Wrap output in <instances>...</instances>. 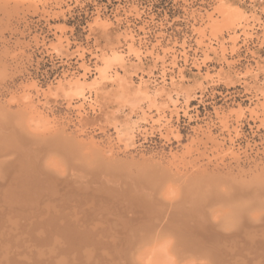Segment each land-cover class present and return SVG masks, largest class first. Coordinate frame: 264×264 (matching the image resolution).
I'll return each mask as SVG.
<instances>
[{
  "label": "rangeland",
  "instance_id": "rangeland-1",
  "mask_svg": "<svg viewBox=\"0 0 264 264\" xmlns=\"http://www.w3.org/2000/svg\"><path fill=\"white\" fill-rule=\"evenodd\" d=\"M2 116L8 125L0 129V135L27 140L17 143L25 146V155L29 152L31 158L24 159L20 148L16 152L25 161L21 157L20 162L16 153L18 160L9 164L15 174L8 162L7 171L11 173L0 172V229L4 230H0V264H72L76 260L69 261L68 256L77 257L81 251L83 257L78 255V264H87L92 253L91 264H173L176 259H163L165 256L156 248V254L164 256H159L157 263L155 252L147 250L152 244L139 249L129 236L132 247L126 239L115 244L118 248L112 242L120 231H139L150 223L169 228L165 222L168 218L169 222L173 220L170 227L180 231L173 229L174 234L178 231L194 246L220 256L219 264L227 259L235 264L236 257L243 253L250 258L259 253L264 257V0H0ZM7 136L1 140H8ZM6 157L2 159L9 163L15 158ZM101 163L111 168L110 176L108 171L95 168ZM0 165L4 169L6 162ZM113 166L130 170L129 180L116 178L120 172L116 175ZM139 171L147 173L142 176L149 182L136 183ZM213 181L221 184L214 185L216 194L209 189ZM195 183L210 190L205 202H197L200 208L205 203L210 211L202 213L206 208L202 207L192 213L189 205L194 204L188 202L193 200L191 196L189 204L180 201L185 194L180 198L178 191L185 193L188 186L193 190ZM159 184L169 193L165 194ZM134 189L145 202L148 199L143 195H152V203L144 206L150 211H137L138 205L133 202L139 196L132 195L137 194ZM214 194L217 203L213 202ZM26 196L30 197L26 200ZM214 207L220 208L223 217L235 214L243 222L236 220L234 226L238 228L234 230L221 229L217 218L221 214L213 215L218 212H213ZM252 208L261 216L257 222L248 216L257 215ZM207 210L213 212L212 219L206 215ZM187 212L192 216H186ZM37 216L51 217L49 235H38L47 219L34 221ZM20 218L25 224L19 225L21 230L14 229ZM61 221L65 222L62 226ZM63 227L75 228L85 236L82 242L90 243L87 253L94 247L98 253L88 256L84 249L79 252L71 244L65 249L55 247V235H59L56 228ZM208 230L223 237L207 236L204 232ZM9 233L13 238L7 237ZM165 233L160 240L168 243L178 236L168 235L165 240ZM231 241L236 242L235 248ZM161 242L155 241L152 247ZM52 247L58 254L57 250L50 252ZM230 248L236 252L235 258L230 256L232 251H227ZM132 249L149 254L130 252L145 260L131 256L127 261L123 251L126 254ZM66 256L69 263L64 260ZM169 256L174 258L172 253Z\"/></svg>",
  "mask_w": 264,
  "mask_h": 264
},
{
  "label": "bare ground",
  "instance_id": "bare-ground-1",
  "mask_svg": "<svg viewBox=\"0 0 264 264\" xmlns=\"http://www.w3.org/2000/svg\"><path fill=\"white\" fill-rule=\"evenodd\" d=\"M1 118H2L3 120H2ZM5 119H6V118H4V116L0 117V120L3 122V123H1V121H0V124H1V125H0V126H1L0 129H1L2 131H3V129H6V128H4V127H6V126L8 125V120H7V119L5 120ZM6 122H7V123H6ZM2 124H5V126L2 125ZM2 127H3V129H2ZM2 134H4V135H2ZM2 134H1V135H2L3 137L0 135V136H1V137H0V145L2 144V146H5V147H6V145H7L8 148L6 147V149H7V150H6L5 147H4V149L6 150V151H5V150L2 148V146L0 147V150H1V148L3 149V151L1 150L3 153H4V151L6 152V153H4V155H2L3 153L0 154V155L3 156V157H2V156L0 157V158H1L0 163L2 164V162H3V164H5V162H6V165H4V167H3L4 169H2V165H0V166H1V167H0V170H1V171H0V172L3 171V175H6V174L9 175V172H10V171H11V172L13 171V170H12V167H10L9 164H13L12 162H13L14 160H18V159H16V156H18V157L20 158V162H22L21 160L23 159V157H24V159H25V156L27 157L26 160H27V159H30L31 157H28V156H27V155L30 156V154H28L29 152L26 153L27 155H25V152H26V151L24 150V147H25V146L23 145L24 147H22V143H21V144H20V142L17 143V141H19L20 139L15 138V137H14L15 135H14V136H11V135H8V136H7L6 133H2ZM6 136H7V139H8V140H6V141H2L1 139L4 138L3 140H5V137H6ZM9 136H10V137H9ZM12 137H13V138H12ZM9 138H10V139H9ZM12 139H14V140H12ZM16 139H17V140H16ZM11 140H12V142H9V141H11ZM20 141H21V140H20ZM23 141H24V140H22L21 142H23ZM3 142H4V143H3ZM13 142H14V145H15V146L13 145ZM24 142H27V140H25ZM10 143H11V144H10ZM15 143H16L17 145L19 144L20 147H19V145H18L19 148H17V145H16ZM30 143H31V142H30ZM4 144H5V145H4ZM9 144H10V145H9ZM11 146H12V147H11ZM28 147H29V146H28ZM28 147H26V148H28ZM30 147H31V145H30ZM33 147H34V146H33ZM16 148H17V149H16ZM20 148L22 149V151L20 152V155L22 154V156H23V154H24L23 157L21 156L22 159H21V157H20L19 154H18V153H19L18 150H19ZM8 149H9V150H8ZM11 149H12L13 151H14V149H15L14 153H13V151H12ZM21 149H20V150H21ZM29 149H30V148H29ZM33 149H34V148H33ZM33 149H31V150H33ZM16 150H17L18 153L16 152ZM20 150H19V151H20ZM31 150H30V151H31ZM1 151H0V152H1ZM9 151H10V153H8ZM33 151H34V150H33ZM11 153H12V155H11ZM16 153H17V154H16ZM6 154H8V155H6ZM9 154H10V155H9ZM13 154H14V155H13ZM15 154H16V156H15ZM5 155H6L7 157H6ZM32 155H33V154H32ZM32 155H31V156H32ZM9 156H13V157H15V158L12 157L13 160H10V161H11L10 163H9V160L7 161V159H6V160H5V159H2V158H5V157L8 158ZM18 157H17V158H18ZM24 159H23V161H25ZM2 160H3V161H2ZM4 160H5V162H4ZM7 162H8V166H9V168H10L11 170H10L9 168H7V167H8V166H7ZM18 162H19V161H18ZM29 162H30V160H29ZM29 162H28V163H29ZM28 163H27V165H28ZM98 163H99V162H98ZM16 164H17V163H16ZM21 164H23V163H21ZM24 164H25V163H24ZM29 164H30V163H29ZM58 164H59V163H58ZM99 164H100V163H99ZM101 164H102L101 166L99 165L98 167H95V168H97V169L99 168V169H101V170L104 169L102 172H104V171H108V172H107V175L110 176L109 173H110L111 171H109V169H111V168H110V167L107 168L106 165L103 166V163H101ZM14 165H15V163H14ZM18 165H19V164H18ZM31 165H32V162H31ZM37 165H38V164H37ZM59 165H60V164H59ZM15 166H17V165H15ZM28 166H30V165H28ZM102 166H103V167H102ZM19 167H21V166L19 165ZM19 167H17V168L19 169ZM32 167H33V166H32ZM32 167H31V168L29 167V169H32ZM111 167H112V165H111ZM5 168H7V169L5 170ZM13 168H15V167H13ZM27 168H28V167H27ZM27 168H26V169H27ZM106 168H107V170H106ZM34 169L36 170L35 167H34ZM113 169H114V170H115V169L117 170V168L114 167V166H113ZM7 170H10V171H7ZM39 170H40V169H39ZM92 170H93V169H92ZM101 170H99V171H101ZM116 170L114 171L115 174H116V172H118V171H119L120 173H122L123 170H124V171H125V172H123L124 175H121V174L118 172V173L120 174V175H119L118 173H117L118 175L116 174L118 177H116L115 175H111V177L115 176L116 178H119V177L121 176V178H122L123 180H125V178H126L127 180H129V179H128L129 176H127V175H129V173L131 172L129 169H127V171L129 170L130 172H129V171L126 172V169H122V170H121V169H120V170L118 169L117 171H116ZM14 171H15V170H14ZM20 171H21V169H20ZM20 171L17 170V172H19V175H20ZM97 171H98V170H97ZM99 171H98V172H99ZM7 172H8V173H7ZM11 172H10V173H11ZM17 172H16V173H17ZM91 172H92V171H91ZM93 172H94V171H93ZM93 172H92V173H93ZM139 172H140V174H139ZM139 172H137L138 174H135L136 176L133 174V175L138 179V180H137L136 178H134L135 181L137 180L136 183L138 184V181H139V180H141L139 183H147V182H149V180H147V181L145 180L146 177L144 178V177L142 176V174L146 176L147 173H146V172H143V171H139ZM12 173L15 174V172H12ZM23 173H24V172H23ZM95 173H97V172H95ZM0 174H1V173H0ZM125 174H126V177H124ZM130 174H132V172H131ZM10 175L12 176L13 174H10ZM24 175H25V174H24ZM139 175H140V176H139ZM11 176H10V177H11ZM22 176H23V175H22ZM28 176H29V175H28ZM122 176H123L124 178H123ZM137 176H138V177H137ZM5 177H6V178H9V176H8V177L5 176ZM115 177H114V178H115ZM127 177H128V178H127ZM140 177H141V178H140ZM40 178H41V177H40ZM139 178H140V179H139ZM142 179L144 180V182H143ZM146 179H147V178H146ZM209 179H210V178H209ZM211 179H212V178H211ZM127 180H126V181H127ZM30 181H31V180H30ZM130 181H131V180H130ZM132 181H133V180H132ZM132 181H131V182H132ZM205 181H207V180H205ZM14 182H15V181H14ZM127 182H129V181H127ZM131 182H129V183H131ZM213 182H214V181H213ZM215 182H216V181H215ZM215 182L212 183V184H213L212 186L209 184V185L211 186V188H209V189H211L212 191H214V193L216 192V191H215L216 188L214 187V185H215V184H216V185H219V187H220V185H221V184H217V183H215ZM217 182H218V181H217ZM259 182H260L259 184H261L262 181H259ZM16 183H17V182H16ZM33 183H34V182H33ZM33 183H32V184H33ZM132 183H134V182H132ZM132 183H131V184H132ZM256 183H258V182H256ZM1 184H3V183L0 182V188H1ZM32 184H31V185H32ZM134 184H135V183H134ZM195 184H196V183H195ZM259 184H258V185H259ZM34 185H36V184H34ZM132 185H133V184H132ZM145 185H146V184H145ZM148 185H150V184H148ZM159 185H160V184H159ZM192 185H194V183H192ZM196 185H197V184H196ZM216 185H215V186H216ZM261 185L263 186V185H264V182H262ZM261 185H260V187L262 188ZM12 186H13V185H12ZM157 186H158V185H157ZM157 186H156V188H158V190H156V193H157L158 191L160 192V189H159V187H157ZM160 186H161V190H162V185H160ZM206 186H207V185H206ZM21 187H22V186H21ZM192 187H193V186H191V189H190V187L188 186V188H189L190 190H188V188H186V192H185V193L182 192V194H181V191H182V190L180 189V191H178V192H180V193H178L180 196L177 195V197L179 196L180 198H182V197H183V194H185V199H186V200H185V199L180 200V201H182L183 203L187 202V200H191V199H190V196L193 197L192 199L195 201V203H194L193 200H191V202H190V201H188V202L191 203V205H192V204H194V205L196 204V206H197V207H196L197 210L194 209V208H195L194 205H192L193 207L189 205V208H190V209L192 208L191 210H193L192 213H194V210H195V212H197V211L199 212V211H201V209L203 210L205 207H206V208L202 211V213H203L206 209H208V210L210 211L209 207L204 203V202H205L204 199H206L205 197H206L207 193H209L210 190H209V191H208V190H205V188H204L202 185H200V184L197 185V186H195V188H194L193 190H192ZM208 187H209V186H208ZM255 187H256V186H255ZM258 187H259V186H258ZM263 187H264V186H263ZM48 188H49V187H48ZM174 188H175V187H174ZM213 188H215V190H214ZM221 189H222V187H221ZM134 190H135L136 193H137V190H136V189H134ZM168 190H169V189H168ZM168 190L166 191L167 193H169ZM177 190H178V189H177ZM256 190H257V189H256ZM15 191H16V189H15ZM162 191H163V190H162ZM174 191H175V190H174ZM192 191H193V193H192ZM220 191H221V190H220ZM249 191H250V190H249ZM257 191H259V190H257ZM23 192H24V191H23ZM132 192H133V191H132ZM159 192H158V193H159ZM163 192H165V191H163ZM166 192H165V194H166ZM206 192H207V193H206ZM21 193H22V192H21ZM27 193H29V192H27ZM170 193H173V192H170ZM223 193H224V192H223ZM223 193H222V194H223ZM239 193H240V192H239ZM22 194H23V193H22ZM24 194H25V193H24ZM165 194L162 193L163 196H164ZM174 194H175V193H173V195H174ZM215 194H216V193H215ZM215 194H214V195H215ZM225 194L228 195L227 193H225ZM263 194H264V193H263ZM33 195H35V194H33ZM132 195L139 196L138 193H137V194L132 193ZM132 195H131V196H132ZM168 195H169V194H168ZM168 195H165V196L168 197ZM181 195H182V197H181ZM214 195H212V197H213ZM3 196H4V195H3ZM24 196H25V195H24ZM129 196H130V195H129ZM136 196H135V198H134V197H132V198H133V199H136ZM143 196H145V197L148 199V201H150V200H151L150 197H151L152 195H148L149 198L147 197L146 194H144ZM165 196H164V197H165ZM170 196H171V194H170ZM170 196H169V197H170ZM174 196H175V195H174ZM228 196H229V195H228ZM27 197H28V196L25 197L26 200H27L30 196H29L28 198H27ZM140 197H141V195H140L139 197H137V199H136L134 202H133V199H132V202L134 203L133 205H135V202L137 203V204H136V206L138 205V206H137V207H138V210H137V211H139L140 209H142V210H144V212H143V211H142V212L145 213V211H146L147 209H149V208L147 207V206H148L147 204H151L153 200H151L150 203H149L148 201H146V202H148V203H146L144 200H141L142 198L139 199ZM145 197H143V199H146ZM167 197H165V198H166V199H170V198H167ZM175 197H176V196H175ZM220 197H224V196H220ZM238 197L240 198V195H239ZM241 197H242V195H241ZM1 198H2V195H1ZM9 198H10V197H9ZM11 198H12V197H11ZM14 198H15V197H14ZM25 198H24V199H25ZM130 198H131V197H130ZM214 198H215V199H214ZM214 198H213L214 200L212 199L213 202H214V203H217V202H216V199H217V198H216V195H215ZM226 198H227V197H226ZM15 199H16V198H15ZM149 199H150V200H149ZM162 199H163V197H162ZM174 199H175V198H174ZM176 199H177V198H176ZM208 199H211V197H208ZM227 199H228V198H227ZM234 199H235V198H234ZM236 199L238 200V198H236ZM236 199H235V200H236ZM242 199H245V198L242 197ZM263 199H264V198H263ZM170 200H171V199H170ZM172 200H173V199H172ZM172 200H171V201H172ZM183 200H184L185 202H184ZM203 200H204V202H203V203H204V204H203L204 206H201V208H200V207L198 206V205H200V204H198V203H199L200 201H203ZM239 200H240V199H239ZM246 200H247V199H246ZM248 200H249V199H248ZM143 201H144V202H143ZM168 201H169V200H168ZM168 201L166 200V202H168ZM171 201H169V202L171 203ZM221 201H222V200H221ZM228 201H229V200H226L225 202H228ZM241 201H242V200H241ZM188 202H187V203H188ZM197 202H198V203H197ZM229 202H230V201H229ZM245 202H246V201H245ZM245 202H244V203H245ZM253 202H254V201H253ZM170 203H169V204H170ZM189 203H188V204H189ZM260 203L262 204L263 202L261 201ZM12 204H13V203H12ZM172 204H173V203H172ZM185 204H186V203H185ZM230 204H231V202H230ZM246 204H247V203H246ZM248 204H250V202H249ZM252 204H253V203L251 202L250 205L252 206ZM145 205H147V206H146L147 208L144 207ZM216 205H217V204H216ZM12 206H13V205H12ZM25 206H26V205H25ZM217 206H218V205H217ZM245 206H246V205H245ZM248 206H249V205H248ZM248 206H246L247 210L250 209V207H248ZM253 206H254V204H253ZM262 206H263V204H262ZM137 207H136V208H137ZM184 207H185V206H184ZM202 207H204V208H202ZM260 207H261V206H260ZM153 208H154V207H153ZM156 208H157V207H156ZM158 208H159V207H158ZM189 208H187V210H188V212L191 214ZM221 208H222V207H221ZM254 208H256V207L254 206ZM258 208H259V207L257 206V209H258ZM37 209H38V208H37ZM199 209H200V210H199ZM212 209H213V210L216 209L218 212H219V210H220V208H219V210H218V209L215 208V207L212 208ZM212 209H211V211H212ZM241 209H243V208L241 207ZM252 209H253V208H252ZM252 209H251L250 211H252ZM259 209H260V208H259ZM259 209H258V210H259ZM150 210H151V209L147 210V212L150 211ZM187 210H186V209H182V211H184V212H186ZM208 210H207V212H208ZM255 210H256V209H253V211H255ZM258 210H256V213H254V212H253V213H254V214H257V211H258ZM154 211H156V210H154ZM222 211H224V210H222ZM259 211H260V210H259ZM259 211H258V212H259ZM261 211H262V210H261ZM261 211H260V212H261ZM0 212H1V211H0ZM15 212H16V211H15ZM26 212H27V211H26ZM152 212H153V211H152ZM184 212H183V213H184ZM188 212L185 213V215L188 216V217L192 216V215H190ZM213 212H215V210H214ZM213 212H208V214L206 213V215L209 216V214H210L211 219H212V214H211V213H213ZM218 212L213 213V215L219 216V215L221 214V211H220L219 213H218ZM224 212H225V211H224ZM234 212H235V211H234ZM24 213H25V212H24ZM29 213H31V211H30ZM34 213H35V212H34ZM40 213H41V212H40ZM154 213H156V212H154ZM154 213H153V214H154ZM246 213H248V212H246ZM246 213H245V214H246ZM250 213H252V212H250ZM15 214H17V213H15ZM48 214H49V212L47 213L46 216H49ZM150 214H151V213H150ZM197 214H200V213H197ZM242 214H243V213H241V214H239V215H242ZM263 214H264V213L262 212L261 215H263ZM42 215H43V214H42ZM59 215H60V214L58 213V216H59ZM158 215H160V213H159ZM178 215L180 216L179 213H178ZM194 215L196 216V213H195ZM239 215H238V216H239ZM243 215H244V214H243ZM247 215H248V214H247ZM35 216H36V214L34 215V218H35ZM151 216H152V215H151ZM161 216H162V215H161ZM176 216H177V215H176ZM198 216H199V215H197V217H198ZM210 216L208 217L209 219H210ZM216 216H213V218L215 217V219H213L214 221L216 220ZM248 216H251L250 218L253 217L254 220H252V221H256V222L259 220V217L261 218V216L258 215V214L255 215V216H254V215L252 216V214H251V215H248ZM263 216H264V215H263ZM0 217H2V215H1ZM32 217H33V214H32ZM163 217H164V216H162V219H164V221H165L166 218H165V217L163 218ZM201 217H202V216H201ZM30 218H31V217H30ZM34 218H33V219H34ZM41 218H43V220H44V218H46V219H47V220H46L47 223H46L45 221L41 220V221H43L44 223H42V225H40V226H42V229H41V227H40L41 233L38 232V233H39L38 235H40V234H41V235H42V234L45 235L46 233H48V231H49V230L51 229V227H52L50 224H48V221H50L51 217H49V218H48V217H41ZM41 218H40V219H41ZM160 218H161V217H160ZM175 218H176V217H175ZM193 218H194V217H193ZM217 218H218V219L220 218V219L218 220V224L220 225V228H221V229H222V228H225L226 230H229V231H230V229H231V230H234V229L238 228L237 226H234V223L236 222V220H237V222H239L240 219H237V217H236L235 214H234V215H231V216L229 215V216H227V217H223V215L221 214V215H220L219 217H217ZM37 219H39L38 216H37L36 219H34V221H37ZM40 219H39V220H40ZM244 219H245V218H244ZM53 220H55V219H53ZM71 220H72V219H71ZM74 220H75V219H73L72 221H74ZM133 220H134V218H133ZM155 220H157V219H155ZM166 220H167V221H165V222H168V224H166V225H167L169 228H165L164 226H161V224H154V226H153V225H150V224H152V223H150L148 226H146V227H144V228H141L139 231L136 230V229H135V230H132L131 232H128V233H127V232H122V231H120V232L118 233V236H117V237L114 235V236L116 237V240H115V241H112V242H113L114 245H115V244H119L118 242H122V241L125 240V239L128 240L127 237L129 236L130 239H131V241L134 239V240H133V241H134V242H133V245H134V246H138V248L141 247V248L145 249V248H147V247H148L149 245H151V244H152V245H151L150 247H152V246L155 244L154 242H155V241L157 242V240H158V243H159V241H160V242L163 241V242H161L162 244L159 245V244L157 243L158 245L156 244L155 249H154V247H152L154 250H152V248L150 249V247H148L147 250L150 251V252H152V253L154 254L156 248L160 249V251L157 250L156 252H157V253H158V252H159V253H162V255H164L165 258H163L164 256H162V255H159V256L162 257L163 259H166V258H168V260L172 259V262L176 259V261H174L173 264H217V263H218L217 260L220 259V258H219L220 256L215 255V254H214L212 251H210L209 249L200 248V247H199L200 245L197 246V244H196V246H194L195 243L192 244L193 242H191V241H190V243H189L188 241H186V239L183 238L184 235H182L181 233H179L180 231H179L177 228H172V227H170V225H171V223H172L173 220H171V218H170L171 222L168 221L169 218L166 219ZM191 220H192V219H191ZM198 220H199V219H198ZM213 220H210V221L212 222ZM238 220H239V221H238ZM246 220L249 222L248 217H247ZM263 220H264V219H262V221H263ZM20 221H21V218H20ZM20 221H19L18 224H16V226H14V227L12 226V227H13L14 229H15V228H18V230H19V229L21 230V229H22L21 227H22L23 224H25V222H23V220H22L21 223H20ZM25 221H26V220H25ZM30 221L32 222V220H30ZM78 221H80V220H79V219L77 220V224H78ZM99 221H100V220H99ZM99 221H98V222H99ZM202 221H203V220H202ZM250 221H251V220H250ZM1 222H2V221H0V223H1ZM22 222H23V223H22ZM70 222H71V221H70ZM82 222H83V221H82ZM93 222H94V221H93ZM112 222H113V221H112ZM157 222H158V221H157ZM174 222H175V220H174ZM174 222H173V224H174ZM180 222H181V221H180ZM208 222H209V220H208ZM215 222H216V221H215ZM215 222H214V223H215ZM240 222H243V220L240 221ZM263 222H264V221H263ZM35 223H36V222H35ZM59 223L61 224V226H62V224H63V225L65 224V222L62 223V221L59 222ZM66 223H67V222H66ZM104 223H105V222H104ZM114 223H116V222H114ZM132 223H134V221H132ZM169 223H170V224H169ZM176 223H177V221H176ZM197 223H198V222H197ZM203 223H204V222H203ZM245 223H246V222H245ZM1 224H2V223H1ZM20 224H21V227L19 226ZM29 224H30V223H29ZM31 224H32V223H31ZM82 224H83V223H81L80 225L85 227V225H82ZM97 224H98V223H96L95 225L97 226ZM99 224H100V223H99ZM107 224H108V223H107ZM112 224H113V223H112ZM130 224H131V223H130ZM181 224H182V222H181ZM192 224H193V222H192ZM210 224H211V223H210ZM263 224H264V223H263ZM32 225H33V224H32ZM32 225H31V226H32ZM53 225H54V224H53ZM70 225H71V224H70ZM90 225H91V223H90ZM163 225H164V224H163ZM219 225H218V226H219ZM251 225H252V224H251ZM17 226H18V227H17ZM33 226H34V225H33ZM57 226H58V224H57ZM81 226H80V227H81ZM101 226L104 227L103 224H102ZM116 226H117V225H116ZM132 226H135V225H132ZM211 226H212V228H213V225H211ZM215 226H217L216 223H215ZM240 226H241V225H240ZM252 226H253V225H252ZM0 227H1V225H0ZM12 227H11V228H12ZM58 227H59V226H58ZM80 227L78 228L79 230H80ZM84 227H82V228H84ZM86 227H87V226H86ZM88 227H89V226H88ZM92 227H93V226H92ZM105 227H107V226H105ZM173 227H175V226H173ZM203 227H204V226H203ZM209 227H210V225H209ZM229 227H231V228H229ZM235 227H236V228H235ZM253 227H254V226H253ZM257 227H258V225H257ZM29 228H30V226H29ZM53 228H54V227H53ZM99 228H100V226H99ZM116 228H117V227H116ZM116 228H115V230H116ZM119 228H120V227H119ZM139 228H140V226L138 227V229H139ZM163 228H165V229H164V232H163ZM195 228H196V227H195ZM199 228H200V227H199ZM217 228H218V227H217ZM227 228H229V229H227ZM233 228H234V229H233ZM255 228H256V227H255ZM56 229H57L56 231L59 232V235H55V234H54L55 236H57V237H56V241L54 240V243L56 242V243H55L56 245L53 244L55 247L59 245L58 247L64 248L65 246H68V244H69V245L71 244V245H73V246L76 245V246H77L76 249H78L79 252H80L81 249H84V252L87 253L86 248L90 247V246H89L90 243H89V242H86L85 240H84V241H85L86 243H85V242H82V241H83V238H85V236L82 235L81 233H79L75 228H72V227H63V229H61V228H56ZM166 229H167V230H166ZM168 229H169L170 231H173V229L178 230L179 232H178V231H175V234H177L178 236H176V235L174 234V231H173V232H170V233H172V234H168V233H169ZM213 229H214V228H213ZM241 229H242V228H241ZM243 229H244V228H243ZM243 229H242V230H243ZM0 230H1V229H0ZM2 230H3V229H2ZM2 230H1V231H2ZM18 230H16L17 233H18ZM23 230H24V229H23ZM40 230H39V231H40ZM94 230H96V228H95ZM94 230H93V232H94ZM98 230H99V229H98ZM189 230H190V229H189ZM214 230H215V229H214ZM217 230H219V229H217ZM226 230H225V231H226ZM3 231H4V230H3ZM3 231H2V232H3ZM32 231H33V230H32ZM43 231H44V232H43ZM83 231H85V230H83ZM116 231H118V230H116ZM167 231H168V232H167ZM191 231H192V230H191ZM201 231H202V234H203L204 229H202ZM9 232H10V231H9ZM20 232H21V231H20ZM35 232H36V231H35ZM50 232H51V230H50ZM58 232H55V233H58ZM87 232L90 233V231H87ZM95 232H96V231H95ZM165 232H166V233H165ZM206 232H207V236L211 234V235L215 236L216 238H221V237H223L221 234L214 233L213 230H212L211 232H210L209 230H208V231H205L204 234H205ZM221 232H222V231H221ZM258 232H261V233H262V231H260V230H259ZM0 233H1V232H0ZM4 233H5V232H4ZM13 233H14V231H13ZM17 233H15V234H17ZM21 233H23V231H22ZM21 233H20V234H21ZM163 233H165V234L167 235L166 237H168V238L165 237V240L169 239V236H168V235H171V236H172L173 234L175 235L174 238L170 236L171 238H173V239H171V242H172L173 244H171L170 240H169V243H168V241L166 242V241H164V240H160V238H162V236H163ZM191 233H192V232H191ZM226 233H228V232H226ZM237 233H238V234H243L242 232H240V233L237 232ZM9 234H10V235H8L7 237L11 236V238H13L12 235H11V233H9ZM15 234H14V235H15ZM27 234H28V233H27ZM31 234H32V233H31ZM101 234H102V233H101ZM101 234H100V235H101ZM106 234H107V231H106ZM179 234H180V235H179ZM22 235H24V234H22ZM32 235H33V234H32ZM41 235H40V236H41ZM48 235H49V233H48ZM188 235H189V234H188ZM190 235H191V234H190ZM211 235H210V236H211ZM236 235H237V234H236ZM259 235H262V234H259ZM259 235H258V237H256V238H259V239H260L261 237H260ZM15 236H16V235H15ZM20 236H21V235H20ZM20 236H19V237H20ZM25 236H26V235H24L23 237H25ZM40 236H39V237H40ZM93 236H94V235H93ZM228 236H229V233H228ZM262 236L264 237V235H262ZM1 237H2V235L0 234V238H1ZM87 237H89V236H87ZM99 237H101V236H99ZM107 237H108V236H107ZM112 237H113V236H112ZM115 237H113V238L115 239ZM175 237H176V238H175ZM195 237H197V236H195ZM230 237H231V236H230ZM241 237H242V236H241ZM243 237H245V235H243ZM9 238H10V237H9ZM20 238H21V237H20ZM26 238H27V236H26ZM28 238H30V236H28ZM44 238H45V237L43 236V239H44ZM48 238H49V237H48ZM50 238H51V237H50ZM52 238H53V237H52ZM91 238H92V236H91ZM101 238H102V237H101ZM113 238H110V239L113 240ZM199 238H200V236L198 237V239H199ZM1 239H2V238H1ZM1 239H0V240H1ZM22 239H23V238H22ZM35 239H36V237H35ZM40 239H41V237H40ZM88 239H89V238H88ZM94 239H95V237H94ZM174 239H175V240L178 239V240H177L178 242H176V244L174 243V242H175ZM193 239H194V238H193ZM201 239H202V238H201ZM233 239H234V238H233ZM246 239H247V242H248V238H247V237H246ZM28 240H29V239H28ZM50 240H51V239H50ZM97 240L99 241V238H98ZM196 240H197V239H196ZM203 240H204V239H203ZM203 240H201V241H203ZM230 240H232V239H230ZM17 241H18V239H17ZM23 241H24V240H23ZM31 241H32V240H31ZM31 241H30V243H31ZM35 241H38V240L36 239ZM52 241H53V239H52ZM98 241H96V242H98ZM104 241H105V240H104ZM106 241H107V240H106ZM128 241H129V240H128ZM204 241H205V240H204ZM250 241H252L251 238H250ZM257 241H258V240H257ZM261 241H263V238H262ZM32 242H34V241H32ZM40 242H41V241H40ZM123 242H124V241H123ZM129 242H130V241H129ZM165 242H166V244H163V243H165ZM231 242H232V244H233V248H235V247H236V244H234V243H236V242H235V241H231ZM18 243H19V242H18ZM24 243H25V242H24ZM28 243H29V242H28ZM34 243H35V242H34ZM38 243H39V242H38ZM124 243H125V242H124ZM126 243H127V242H126ZM153 243H154V244H153ZM206 243H207V242H206ZM206 243H205V244H206ZM228 243H229V241H228ZM243 243H245V242H243ZM255 243H256V241H255ZM257 243H258V242H257ZM261 243H262V242H261ZM41 244H42V243H41ZM120 244H121V243H120ZM122 244H123V243H122ZM127 244H128V243H127ZM167 244H168V245H167ZM211 244H212V243H211ZM224 244H225V242H223V245H224ZM232 244H231V245H232ZM238 244H239V243H238ZM33 245H34V244H33ZM36 245H37V244H36ZM201 245H202V244H201ZM252 245H253V244H252ZM27 246H28V245H27ZM145 246H147V247H145ZM157 246H158V247H157ZM162 246H164V247H162ZM165 246H166V247H165ZM209 246H210V245H209ZM219 246H220V245H218V246L215 245V247H217L216 249H219V250H220V249L222 248L221 246H220V248H219ZM240 246L244 247V246L241 245V244H240ZM35 247H36V246H35ZM35 247H34V248H35ZM55 247H52V249H50V250H51L50 252H53L52 250H57L56 253L58 254V249H55ZM68 247H69V246H68ZM91 247H92V246H91ZM93 247H94V246H93ZM114 247H117V248H118V246H116V245H115ZM114 247H113V248H114ZM120 247H122V245H121ZM130 247H132L131 242H130ZM201 247H202V246H201ZM205 247L207 248V246H205ZM32 248H33V247H31V249H32ZM38 248H39V247H38ZM45 248H46V247H45ZM53 248H54V249H53ZM70 248H71V247H70ZM74 248H75V247H74ZM94 248H96V247H94ZM94 248H93V249L90 248V249L92 250V252H94V254H97V253H98V252H97V249L95 250ZM134 248H135V247H134ZM162 248H163V249H162ZM168 248H169V249H168ZM210 248H211V247H210ZM233 248H230V249H228V250L225 249V250H227L228 252L232 251V253L230 252V253H231L230 256L233 255V252H234V254L236 253L235 251H233V250H234ZM240 248H241V247H240ZM254 248H255V247H254ZM256 248H257V246H256ZM258 248H259V247H258ZM261 248H262V247H261ZM39 249H40V248H39ZM43 249H44V248H43ZM64 249H65V248H64ZM72 249H73V248H72ZM76 249H75V250H76ZM90 249H89V250H90ZM135 249H136V248H135ZM139 249H140V248H139ZM161 249H162V250H161ZM165 249H166V251H165ZM199 249H202V250H199ZM232 249H233V250H232ZM242 249H243V248H242ZM262 249H263V248H262ZM48 250H49V249H48ZM78 250H77V252H74L75 255L78 253ZM87 250H88V249H87ZM93 250H94V251H93ZM147 250H146V251H147ZM168 250H170V251H168ZM214 250H215V248H214ZM214 250H213V251H214ZM221 250H223V248H222ZM229 250H230V251H229ZM237 250H238V249H236V251H237ZM246 250H247V249H246ZM248 250H249V248H248ZM67 251H68V250H67ZM95 251H96V253H95ZM126 251H127V249H126ZM136 251H137V250H136ZM136 251H135L134 249H132V251H131V250H128L129 254H130V252H132V254H135V255H136V253H137L138 251L140 252V250H138L137 252H136ZM148 251H147V252H148ZM162 251H163V252H162ZM167 251H168V252H167ZM227 251H226V252H227ZM249 251H250V250H249ZM19 252H20V251H19ZM25 252H26V251H25ZM29 252H30V251H29ZM59 252H60V250H59ZM68 252H69V251H68ZM84 252H83V253H84ZM92 252L88 251L87 255H88L89 253L91 254ZM102 252H103V251H102ZM108 252H109V251H108ZM128 252H126V254H125V251H123L124 255H125V256L127 255V256H126V257H127V261H129L128 259L131 258V256H132V258H133V257L135 258V255H132V254L129 255ZM133 252H134V253H133ZM156 252H155V254H156ZM166 252H167V253H166ZM219 252H221V251H219ZM238 252H239V251H238ZM17 253H18V252H17ZM61 253H62V252H61ZM80 253H81V254H80ZM80 253H78V254L76 255L77 257L74 256V257H72V258H71V256H68V255H69V254H68V255H67V256H68V260H69V258H70L69 261H73V262H75V260H76V262H77V261H81V257H80V256L83 257V255H82V251H81ZM103 253H104V252H103ZM116 253H117V252H116ZM123 253H122V256H123ZM141 253H142V252H140V254H141ZM152 253H150V254H152ZM163 253H165V254H163ZM171 253H172V255H173L174 258H170V256L167 257V255H168V254L170 255ZM215 253H216V252H215ZM240 253H241V252H240ZM240 253H239V254H240ZM247 253H248V252H247ZM247 253H246V254H247ZM254 253H255V252H254ZM59 254H60V253H59ZM92 254H93V253H92ZM92 254L90 255V258H91L92 261H93V256H92ZM105 254H107V253H105ZM142 254H143V255H146V254L148 255L149 252H148V253H145V254L142 253ZM155 254H154L153 257H154V258L156 257L155 259H156L157 263H159L158 260H157V258L160 259V257H159L157 254H156V255H157V256H156ZM244 254H245V253H243V255L240 254V255H239L240 257H236V256L233 255V256H234L233 258L236 257V259H235L236 263H235V264H262V263L264 264V262L261 261V260H263L264 257H261V258H260V256H259L260 253H259L258 255H256V254H255V255H252V254H253V253H252V254H251V255H252V258H250L249 256L247 257V256H245ZM248 254H250V253H248ZM27 255H28V254H27ZM31 255L33 256L32 253H31ZM49 255H50V253H49ZM54 255H55V254H54ZM73 255H74V254H73ZM78 255H80V256H78ZM85 255H86V254H85ZM87 255H86V256H87ZM236 255H237V254H236ZM52 256H53V254H52ZM67 256L64 257V258H66V259H64L65 261L67 260ZM86 256H85V257H86ZM88 256H89V255H88ZM88 256H87V257H88ZM106 256H107V255H106ZM128 256H130V257H128ZM137 256H139V255L137 254ZM141 256H142V255H140L139 258H141ZM230 256H229V257H230ZM237 256H238V255H237ZM261 256H262V254H261ZM23 257H24V256H23ZM28 257H29V256H28ZM28 257H27V258H28ZM47 257H49V256H47ZM50 257H51V256H50ZM50 257H49V258H50ZM62 257H63V256H62ZM78 257H80V258H78ZM107 257H108V256H107ZM111 257H113V256H111ZM115 257H116V256H115ZM123 257H124V256H123ZM171 257H172V256H171ZM253 257H254V258H253ZM29 258H30V257H29ZM76 258H78V259H80V260H77ZM90 258H88L89 260L87 259V262L89 261V262L92 263V261H90ZM124 258H125V257H124ZM132 258H131L130 260H132ZM134 258H133V259H134ZM137 258H138V257H136L135 260H136ZM139 258H138V259H139ZM162 258H161V260H162ZM226 258H228V257H226ZM258 258H260V259L258 260ZM38 259H39V256H38ZM41 259H42V257H41ZM71 259H72V260H71ZM111 259H114V258H111ZM116 259H118V258L116 257ZM155 259H154V260H155ZM229 259H230V258H229ZM39 260H40V259H39ZM45 260H46V259H45ZM52 260H53V259H52ZM59 260H60V259H59ZM125 260H126V259H125ZM141 260H145V259L141 258ZM223 260H224V259H223ZM223 260H222V262H223ZM257 260H258V261H257ZM23 261H28V260L25 259V260H23ZM56 261L59 262L58 259H57ZM61 261H62V260H61ZM170 261H171V260H170ZM235 261H234V262H235ZM263 261H264V260H263ZM32 262H33V261H32ZM62 262H63V261H62ZM76 262H75V263H72V264H78V263H79V262H77V263H76ZM89 262H88L87 264H91V263H89ZM154 262H155V261H154ZM162 262H163V261H162ZM162 262H161V263H162ZM254 262H256V263H254ZM50 263H51V262H50ZM66 263H69V262L66 261ZM70 263H71V262H70ZM93 263H94V262H93ZM101 263H102V262H101ZM147 263L150 264V262H148V261H147ZM161 263H159V264H161ZM167 263H168V262H167ZM167 263H166V264H167ZM170 263H171V262H170ZM47 264H48V263H47ZM56 264H57V263H56ZM59 264H60V263H59ZM162 264H163V263H162ZM164 264H165V262H164ZM171 264H172V263H171ZM218 264H219V263H218ZM222 264H223V263H222ZM224 264H231V263H230V262L228 261V259H227V261H225Z\"/></svg>",
  "mask_w": 264,
  "mask_h": 264
}]
</instances>
